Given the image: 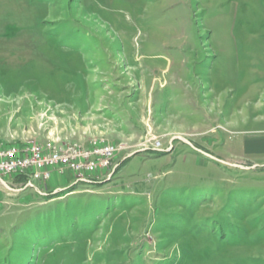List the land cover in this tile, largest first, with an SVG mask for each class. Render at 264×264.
Masks as SVG:
<instances>
[{"label":"rangeland","instance_id":"obj_1","mask_svg":"<svg viewBox=\"0 0 264 264\" xmlns=\"http://www.w3.org/2000/svg\"><path fill=\"white\" fill-rule=\"evenodd\" d=\"M93 141L2 176L0 264H264V0H0V146Z\"/></svg>","mask_w":264,"mask_h":264},{"label":"built area","instance_id":"obj_2","mask_svg":"<svg viewBox=\"0 0 264 264\" xmlns=\"http://www.w3.org/2000/svg\"><path fill=\"white\" fill-rule=\"evenodd\" d=\"M117 150V145L101 141H93L85 146L79 143L57 145L51 142L28 143L22 147L0 146V186L11 189L2 176L21 166H30V173L22 175L26 177V185L33 180H49L53 169L77 173L101 170L110 166Z\"/></svg>","mask_w":264,"mask_h":264},{"label":"bare ground","instance_id":"obj_3","mask_svg":"<svg viewBox=\"0 0 264 264\" xmlns=\"http://www.w3.org/2000/svg\"><path fill=\"white\" fill-rule=\"evenodd\" d=\"M28 173H30V166H21L6 172V175H28Z\"/></svg>","mask_w":264,"mask_h":264},{"label":"water","instance_id":"obj_4","mask_svg":"<svg viewBox=\"0 0 264 264\" xmlns=\"http://www.w3.org/2000/svg\"><path fill=\"white\" fill-rule=\"evenodd\" d=\"M2 182H3V184H5L4 181H2ZM5 185H6V184H5ZM6 186H7V185H6Z\"/></svg>","mask_w":264,"mask_h":264}]
</instances>
